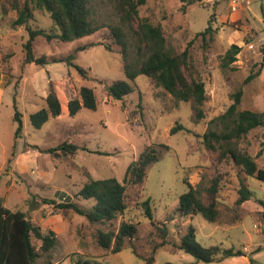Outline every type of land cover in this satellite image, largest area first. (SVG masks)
<instances>
[{
    "label": "rangeland",
    "instance_id": "374dc122",
    "mask_svg": "<svg viewBox=\"0 0 264 264\" xmlns=\"http://www.w3.org/2000/svg\"><path fill=\"white\" fill-rule=\"evenodd\" d=\"M25 3L26 0H0V200L13 210L27 212L44 232H56L58 241L50 253L53 260L63 264H90L94 260L112 264H264V206L258 201L264 200V181L249 176L247 183L254 195L236 205L239 169L228 159L220 160L217 151L205 148L200 137L210 128L220 129L213 120L227 110L238 89L243 90L241 110L264 111V0H196L185 8L180 0H146L139 7L138 17L132 20L123 17L117 0H90V20L98 30L68 42L36 37L34 54L48 61L41 64L24 62L23 43L29 35L25 25L14 22ZM29 6L32 16L28 24L32 28L59 31L48 11ZM140 19L161 26L167 46L175 53L189 48L191 72L206 87L202 119H195L192 101L176 100L145 74L136 78L134 91L123 100H113L108 95V85L127 80L113 28L124 33L133 62L141 58L138 47H144L139 36ZM209 25L215 29L211 39L209 35L206 39L197 36ZM232 44L242 49L237 60L224 67V56ZM9 52L11 72L3 63ZM71 53L75 55L74 62L86 68V76L65 61L53 62ZM251 73L257 75L247 82ZM83 85L94 89L98 107L82 108L72 116L68 101L79 97ZM51 88L62 103V114L35 128L30 115L47 107L45 98ZM16 110L22 121L17 138ZM177 122L184 129L171 134ZM64 142L74 143L78 149L72 153L43 151ZM151 143L167 144L170 150H162L142 184L128 185L127 211L112 225L91 224L85 217L65 214L43 203L45 197L76 202L74 194L90 178L113 176L123 181L129 164ZM240 148L264 168V126L251 130L241 140ZM216 176L221 178L220 218L214 223L200 213L180 217L176 208L180 195L189 190L188 182L207 202L205 190ZM33 195L35 204L29 201ZM148 198L154 223L140 206ZM77 202L83 207L94 204L93 199ZM123 221L140 222L135 237L127 239L117 253L100 247L97 228H117ZM189 224L196 227L197 239L203 245L221 244L240 249L242 254L219 262L197 261L176 246ZM161 228L168 229V244L154 253V245L163 240ZM32 240L40 249L41 241L35 237ZM153 254L155 260L149 263L146 258ZM45 258L42 253L37 264H44Z\"/></svg>",
    "mask_w": 264,
    "mask_h": 264
},
{
    "label": "trees",
    "instance_id": "16d2710c",
    "mask_svg": "<svg viewBox=\"0 0 264 264\" xmlns=\"http://www.w3.org/2000/svg\"><path fill=\"white\" fill-rule=\"evenodd\" d=\"M123 17L132 20L138 17L139 7L146 3V0H117ZM185 5L194 3L196 0H180ZM90 0H26L23 9L19 10V16L15 20V25H25L28 32V39L23 43L25 63H48L46 58H37L34 54L33 42L38 36H44L51 40L57 38L61 41H73L78 38L93 34L98 30L97 26L90 20ZM32 4L36 8L46 10L50 13L54 24L59 31L49 33L44 29H34L28 24V19L32 16ZM139 36L144 47H138L141 58L131 61L129 58L128 44L124 33L120 28H113L116 42L121 46V53L124 60L123 71L127 80H118L106 87L108 95L113 100H123L124 97L132 93L135 89L136 78L140 74L151 77L158 86L163 87L176 100L192 101L195 111V119L204 117L203 105L207 99L205 82L195 73L191 72V61L189 48L181 53H175L167 46L166 37L161 26L154 25L148 20L140 19L138 22ZM214 28L209 25L205 30L199 32L197 36L203 39L213 37ZM81 49V48H80ZM242 46L232 44L225 56L223 66L237 60V55ZM11 52L3 58L6 71L11 72L9 58ZM75 55L69 54L65 59H55L53 62L65 61L68 66L75 67L83 76H86V68L74 62ZM257 73H251L246 81H250ZM243 90L238 89L233 94V102L227 110L216 117L213 122L219 126V130L208 129L200 135L202 144L205 148L218 152L220 160L228 159L239 169L238 178L240 187L236 205H241L252 198L253 191L249 188L247 178L256 177L264 181V168L260 167L257 160L247 150L240 148L241 140L253 129L264 126V111H252L249 109L241 110ZM47 107L30 115L32 125L41 128L50 117H57L62 114V103L53 88L46 96ZM98 98L92 87L83 85L79 89V97H73L68 101V111L70 115H76L82 108L96 110ZM15 120L19 122L16 138L22 132L21 113L16 110ZM184 129V125L177 122L170 130L175 134ZM78 149L74 143L64 142L57 147L43 150L53 153L58 150L69 151L70 153ZM163 149L170 150V146L164 143H151L144 147L139 157L133 160L126 171L123 181L116 177H106L102 179L90 178L74 194L77 201L83 199H93L94 204L83 207L77 201L62 202L52 198H42L43 203L52 205L56 210L65 214L72 212L78 216L85 217L91 224L104 226L113 224L120 216L126 213L128 208L126 191L128 185L142 184L146 178L147 170L152 163L160 158ZM262 151V150H261ZM101 153V152H98ZM262 153V152H260ZM221 178L213 177L210 185L206 188L207 202H205L199 189L191 182H188L189 190L180 195L176 208V213L182 218L193 216L198 213L210 221L216 222L221 216L219 208L218 193L221 186ZM30 203L35 204L36 196L29 199ZM264 206V200L258 199ZM143 214L154 223V212L151 206V199L148 198L140 203ZM140 222H121L117 228L103 229L97 228L96 241L100 247L111 250L112 253L121 251L126 245V240H132L138 232ZM197 229L193 224H189L186 231L179 237L177 247L186 253L191 254L197 261L206 263L222 261L228 257L242 254L240 249L224 248L221 244L203 245L197 239ZM160 234L163 240L154 245L155 251L168 244L167 228H161ZM35 237L41 241L40 249L33 243ZM58 241L56 232L49 230L44 232L42 227L29 219L27 212L13 210L0 200V264H37L41 254H45L44 264H63L56 262L51 256V251L55 248ZM133 251L138 255L136 247L131 245ZM244 251V250H243ZM149 263L155 260L154 254L146 258ZM253 262V259H251ZM90 264H112L94 260Z\"/></svg>",
    "mask_w": 264,
    "mask_h": 264
},
{
    "label": "crops",
    "instance_id": "0c3cea01",
    "mask_svg": "<svg viewBox=\"0 0 264 264\" xmlns=\"http://www.w3.org/2000/svg\"><path fill=\"white\" fill-rule=\"evenodd\" d=\"M244 251H245V248H244Z\"/></svg>",
    "mask_w": 264,
    "mask_h": 264
},
{
    "label": "water",
    "instance_id": "95a60500",
    "mask_svg": "<svg viewBox=\"0 0 264 264\" xmlns=\"http://www.w3.org/2000/svg\"><path fill=\"white\" fill-rule=\"evenodd\" d=\"M30 219V218H29Z\"/></svg>",
    "mask_w": 264,
    "mask_h": 264
}]
</instances>
